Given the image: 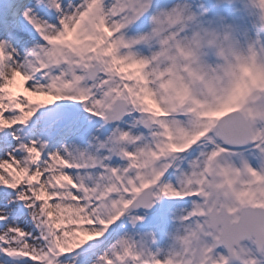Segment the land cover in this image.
Wrapping results in <instances>:
<instances>
[{
	"label": "snow or ice",
	"instance_id": "obj_1",
	"mask_svg": "<svg viewBox=\"0 0 264 264\" xmlns=\"http://www.w3.org/2000/svg\"><path fill=\"white\" fill-rule=\"evenodd\" d=\"M189 6L0 0V264H264V200L215 183L264 180V125L166 104L154 81Z\"/></svg>",
	"mask_w": 264,
	"mask_h": 264
},
{
	"label": "rangeland",
	"instance_id": "obj_2",
	"mask_svg": "<svg viewBox=\"0 0 264 264\" xmlns=\"http://www.w3.org/2000/svg\"><path fill=\"white\" fill-rule=\"evenodd\" d=\"M189 3L194 11L199 10L201 6L208 9V12L217 18L212 26L232 28L233 35L240 42L245 39H257L259 35L260 45L254 50L257 51L256 63L261 65V69L255 81L246 79L242 91L234 94L233 88L239 79L238 73L224 67L222 71L218 69L213 77L209 66L215 68L220 62L215 57V47L209 46L204 49L196 63H190L187 69H184L183 65L170 67L172 60L163 61L154 69V81L160 88L162 101L173 106H184L193 111L194 115L201 114L209 121H216L238 107L251 114L255 121H264V101L259 100V94L264 89V33L258 34L253 29V15L245 0H232L228 7H214L217 0H189ZM237 8H241V11H237ZM208 12H205V19L208 18ZM234 47L245 54L241 45ZM136 71L139 75L140 70ZM163 73H167L168 78L161 84ZM143 99L150 110L160 113V108L151 95L145 94ZM220 168H224V165H220ZM215 183L222 184V192H228L230 196L236 195L234 189H241L243 195L240 200L244 205L264 200V180L248 184L242 181L239 175L228 174L218 175Z\"/></svg>",
	"mask_w": 264,
	"mask_h": 264
},
{
	"label": "clouds",
	"instance_id": "obj_3",
	"mask_svg": "<svg viewBox=\"0 0 264 264\" xmlns=\"http://www.w3.org/2000/svg\"><path fill=\"white\" fill-rule=\"evenodd\" d=\"M245 3L253 15V29L257 33H264V0H245ZM182 15L185 23L180 31L187 30L188 35L182 37L180 41L169 39L161 62L172 60L173 64L170 67L175 68L178 65H183V68L187 69L190 63H196L204 49L214 46L215 57L220 63H217L215 68L209 66V71L213 77L216 76L218 69L222 71L224 67L238 73L239 79L233 88L234 94H239L242 91L246 79L255 81L258 78L261 65L256 63L257 51L254 49L260 45V41L245 39L240 42L233 34L226 32L224 29L217 30L216 34L212 36L209 34L210 30L204 27L193 28V21L189 17L196 15V13L193 11L192 6L186 8ZM235 45H241L245 54L237 50L234 47ZM241 115L254 124L264 125V121H255L251 114L241 111ZM237 202H240L243 206L240 198ZM192 259L193 261L196 259L195 255Z\"/></svg>",
	"mask_w": 264,
	"mask_h": 264
},
{
	"label": "water",
	"instance_id": "obj_4",
	"mask_svg": "<svg viewBox=\"0 0 264 264\" xmlns=\"http://www.w3.org/2000/svg\"><path fill=\"white\" fill-rule=\"evenodd\" d=\"M260 101H264V90L260 93ZM235 111V110H234ZM231 112H233V111H231ZM230 113V112H229ZM228 114V113H227ZM227 114H225V115H227ZM224 116V115H223ZM223 116H221L219 119H221ZM218 119V120H219ZM217 191H219V192H221L222 193V190L221 189H218Z\"/></svg>",
	"mask_w": 264,
	"mask_h": 264
}]
</instances>
